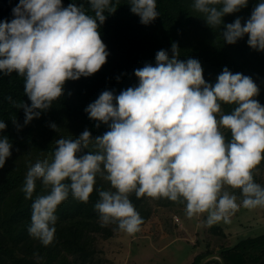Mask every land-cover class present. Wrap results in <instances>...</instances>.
Returning <instances> with one entry per match:
<instances>
[{
	"label": "clouds",
	"instance_id": "obj_1",
	"mask_svg": "<svg viewBox=\"0 0 264 264\" xmlns=\"http://www.w3.org/2000/svg\"><path fill=\"white\" fill-rule=\"evenodd\" d=\"M127 4L143 25L159 16L156 0ZM247 5L248 0H192L191 7L210 28L223 24L224 43L247 35L250 48L264 51V0H257L243 23L239 16L222 20ZM115 9L113 0H72L67 6L62 0H18L12 18L0 20V76L23 77L30 104L12 101L23 109V125L52 106L66 81L88 77L105 64L109 52L99 28L105 13ZM179 56L172 42L169 50L155 53L154 65L134 70L135 86L118 95L105 90L87 105L88 118L97 127L107 125L102 135L93 137L85 128L75 139H57L51 160L28 162L21 190L32 200L27 232L33 239L50 244L57 207L69 195L86 203L98 175L109 184L97 189L93 205L101 226L114 223L129 235L143 223L131 194L180 202L187 218L203 216L206 227L229 223L240 207L264 208V185L253 175L264 160V105L254 98L257 84L227 67L214 83L206 82L197 59ZM221 103L234 107L223 113ZM11 121L17 130L23 126ZM5 128L0 120V132ZM11 148L8 137L0 135V168ZM37 181L47 191L33 198Z\"/></svg>",
	"mask_w": 264,
	"mask_h": 264
},
{
	"label": "trees",
	"instance_id": "obj_2",
	"mask_svg": "<svg viewBox=\"0 0 264 264\" xmlns=\"http://www.w3.org/2000/svg\"><path fill=\"white\" fill-rule=\"evenodd\" d=\"M70 2L72 0H62V5L67 6ZM127 2L113 0L115 11L105 13L106 19L100 25V37L109 52L105 64L88 77L66 81L62 95L39 118H33L27 125H23V109L12 103L23 101L30 104L23 92V77L15 72L10 76H0V120L6 124L0 135H6L12 143L11 155L6 158L4 167L0 168V264H37L33 257L43 259L45 264H69L66 254L86 257L87 240L83 234L91 221L96 219L93 205L98 199L99 187L94 185L86 203L69 195L57 207L54 239L44 246L27 232L32 200L25 199L21 189L28 162H35L38 158L51 160L55 142L59 138L75 139L85 128L93 137L106 132L107 125L100 123L97 127L98 122L89 119L84 109L105 90L118 95L121 90L135 86L138 81L134 70L146 63L154 65L158 50H169L171 43L176 42L180 51L178 59H197L203 69L202 75L209 83H214L225 67L233 73L249 76L259 89L254 98L264 105V51L250 48L246 44L247 35L234 44L224 43L220 35L223 24L215 28L207 26L202 15L191 7L192 0H156L159 16L148 25L139 22V17L130 12ZM256 2L248 0L246 7L237 13L225 15L223 22L230 23L239 16L243 23ZM17 3L18 0H0V20H10L11 9ZM6 97H11V101ZM223 104H226V113L234 107ZM13 118L23 125L19 130L12 124ZM51 123L57 128L49 127ZM91 149L89 145L88 150ZM46 191L37 181L33 198ZM231 191L239 192L238 189ZM143 197L132 196L136 207ZM138 212L144 214V221L147 211L139 206ZM232 250L235 251L233 257L223 255L225 264H264V234L242 240ZM199 261L200 258H196L192 264Z\"/></svg>",
	"mask_w": 264,
	"mask_h": 264
},
{
	"label": "rangeland",
	"instance_id": "obj_3",
	"mask_svg": "<svg viewBox=\"0 0 264 264\" xmlns=\"http://www.w3.org/2000/svg\"><path fill=\"white\" fill-rule=\"evenodd\" d=\"M225 105L221 103L223 113H226ZM253 175L257 183L264 185L263 163L256 166ZM95 185L100 189L109 187L99 175ZM228 190L231 191V188ZM133 195H130V200L135 210L138 212V207L143 206L147 211L140 230L129 235L118 230L114 223L101 226L94 211L96 219L91 221L83 234L87 240L86 257L66 254L69 264H192L196 258H200L198 264H223L225 255L229 258L234 256L232 249L236 244L264 234L261 208L240 207L229 223L221 221L206 227L202 223L203 216L187 218L181 203L144 196L136 207ZM138 213L141 217L144 215ZM33 260L37 264H45L38 257H33Z\"/></svg>",
	"mask_w": 264,
	"mask_h": 264
},
{
	"label": "crops",
	"instance_id": "obj_4",
	"mask_svg": "<svg viewBox=\"0 0 264 264\" xmlns=\"http://www.w3.org/2000/svg\"><path fill=\"white\" fill-rule=\"evenodd\" d=\"M262 209V211H261V215H260V217L261 218H264V208H261ZM233 216V215H232ZM258 237V236H257ZM252 238H256V237H250V238H248V239H252ZM247 239V238H246ZM223 264H225V263H223Z\"/></svg>",
	"mask_w": 264,
	"mask_h": 264
},
{
	"label": "water",
	"instance_id": "obj_5",
	"mask_svg": "<svg viewBox=\"0 0 264 264\" xmlns=\"http://www.w3.org/2000/svg\"><path fill=\"white\" fill-rule=\"evenodd\" d=\"M201 263H202V262H201ZM201 263H200V264H201Z\"/></svg>",
	"mask_w": 264,
	"mask_h": 264
}]
</instances>
